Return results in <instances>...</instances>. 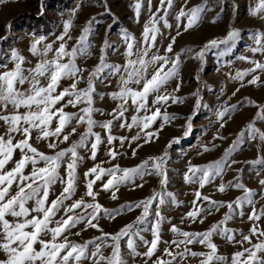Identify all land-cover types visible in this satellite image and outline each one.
Here are the masks:
<instances>
[{"label": "snow or ice", "instance_id": "snow-or-ice-1", "mask_svg": "<svg viewBox=\"0 0 264 264\" xmlns=\"http://www.w3.org/2000/svg\"><path fill=\"white\" fill-rule=\"evenodd\" d=\"M172 4L173 0H160L159 8L151 13L149 21L144 26L142 39L139 42L127 30L123 31L122 36L126 46L124 55L127 57L124 65L107 63L102 49L100 62L90 71L85 88L78 87L79 83L85 79L83 75L85 69L81 68L76 61L78 57L91 55L90 27L83 28L76 43L69 48L68 42L73 39L70 35L73 26L71 17L65 21L63 32L56 38L59 41L58 47H53L55 41L44 43L46 38L43 36L33 39L30 52L33 56L39 57L34 67L25 68L26 58L16 49L10 51V60L14 66L12 69L0 72V122L5 127V130L0 132V253L4 256L0 259V264H128L121 250V241L125 238H127L126 247L129 254L132 257L143 255L147 258L144 264L152 260L161 243L168 246L164 248L163 254L153 261V264H186L189 257L199 258V264H264V239H261L264 237V229L256 223L264 217V209L257 212L254 199L257 193L248 189L239 180L234 184L231 182L228 185L220 184L218 191L223 193L228 188L234 187L243 190V196L225 204V202L212 200L210 196L202 195L201 191L197 190L191 210L182 217V221L189 219L193 223L197 221L203 223L207 215L227 207L229 211L221 221L203 232L184 231L172 225L170 231L176 238L170 242L161 240L160 231L165 217L160 207L169 202L177 206L180 204L175 194L166 190L167 153L160 157H151L134 168H120L119 165H114L105 169L101 165H95L85 173L86 177H90L86 180L85 191V196L91 198L90 201L84 196L73 199L77 192V168L83 159L78 150L87 148L91 141L90 158L95 160L98 146L103 143L100 134L95 132L94 128L99 127L107 131L106 139L109 145L117 139L123 145L127 137L118 138L111 134L114 122L120 121L121 127L139 128L144 133V142L150 143L154 138H158V133L145 131L146 129H149L157 119H161L163 123L175 119L174 116L168 115L166 110L162 113L161 108L166 109L169 101L182 102L165 90L168 82L178 76L179 56L169 57L166 54L156 53L149 55L156 47L157 36L160 35L157 25L163 21L165 27H172L167 21ZM141 7L140 0H137L134 4L137 18ZM205 10L206 6H196L187 11L182 8L177 15L178 24L182 20L186 21L184 31H188L198 25ZM149 11L151 12V0H149ZM161 11L164 13L162 16L159 15ZM250 14L264 18V0H258ZM74 15L75 10L73 17ZM180 34L177 31V35ZM251 35L255 46L251 47L250 51L264 55V32L255 31ZM238 38L239 33L232 30L223 39L211 40L197 54V58L202 60L204 52L209 48L235 42ZM5 39L7 37H0V42ZM174 43L175 37L168 44L166 53L173 51ZM105 47H107V41H105ZM50 53L51 56H49ZM241 59L248 60L247 57H241ZM250 63L254 65L252 68L245 72H238L233 77L241 81V86H243L244 77L248 75H252L248 83L258 85L260 76L253 74L257 70L264 72V62L251 60ZM3 67L7 68L6 65ZM105 73L119 78L118 91L109 94L111 99L119 103L117 108L109 113L113 119L97 121L94 119V113L102 114V110L94 107L95 82H103L106 78ZM63 80H71L72 83L69 87L60 89ZM25 84L28 85L27 88L23 87ZM174 91H179V84ZM103 95L100 94L101 99ZM150 96L153 97L151 107L148 104ZM69 106L78 110L66 111ZM129 108L136 113L131 117L130 124L125 116ZM21 109L24 111L21 112ZM231 110L232 108L225 107L218 111V119L224 121ZM141 112L144 113L143 116L139 115ZM196 115L197 113L194 112L193 117L188 119L185 136L190 134L192 119ZM258 116L264 119V109H261ZM54 123L55 127H53ZM81 126H84L85 130L80 133L79 139L72 141L66 148H60L59 145L68 143ZM223 126L224 123H221V127ZM33 131L37 132L35 139L45 141L47 148L53 150L52 154H46L33 146L30 142L33 139ZM245 132L249 139L254 140L259 135L260 139L264 140V133L250 123L226 151L225 159L210 162L204 166L192 165L189 162V167L184 174L185 182L197 183L200 189H203L216 177H222L225 165L229 162L235 163V161H229L227 157H230L244 141ZM17 135L22 138L16 140ZM140 138L138 134L132 137V140L136 141ZM217 138L223 139L219 136ZM179 139L175 138L173 142L178 143ZM17 150L20 151L21 156L18 160H14ZM211 150L208 146L203 148L205 152ZM135 154L133 150V155ZM108 155L114 160L118 153L115 148H109ZM10 163L14 165L11 168L8 167ZM256 163L264 166V158ZM41 164L43 166H39ZM29 165H31V171L25 174V169ZM61 168L64 169L63 175H61ZM152 174L161 177L160 183L163 190L145 200L127 204L119 210L104 208L97 200L99 193L94 191V185L105 176L109 178L103 183V190L109 191L111 198L116 200L120 185L135 184L137 177L143 179L146 175ZM58 183L63 185L62 190L55 199L50 201L53 186ZM260 184L264 186V179L260 181ZM14 186L15 190H13ZM135 186L143 187L144 185L135 184ZM261 196H264V192ZM30 202L31 207H29ZM204 202H207V207H204ZM154 204L157 207L153 211ZM245 204L252 208L248 215L249 221L253 222L249 234L237 232L226 226L234 215L243 217ZM135 209H141V215L135 222L125 225L118 233H105L99 227L101 214L109 219H115L116 215L123 211ZM61 211L63 215L57 219ZM152 216L155 218L150 229L153 239L149 241L140 235V231ZM81 224L86 225L87 228L97 229L101 235L84 243L71 240L70 235H80V232L73 233L72 229ZM83 230L86 229L81 231ZM237 234L242 237L240 240H236ZM214 236L223 237L231 244H239L242 250L235 251L229 259L219 254L218 245L213 240ZM44 237H50V239ZM253 237H256L258 242L253 243ZM136 238L143 241L146 247L144 253L137 251ZM195 244L202 245L208 251H193L189 246ZM245 244L248 247H244ZM106 249L111 251L105 254Z\"/></svg>", "mask_w": 264, "mask_h": 264}, {"label": "rangeland", "instance_id": "rangeland-1", "mask_svg": "<svg viewBox=\"0 0 264 264\" xmlns=\"http://www.w3.org/2000/svg\"><path fill=\"white\" fill-rule=\"evenodd\" d=\"M136 2L137 0H2L0 2V37H7V39L0 42V72L13 68L14 65L10 60L12 49L18 50L26 58L25 68L34 67L39 57L33 56L30 52L33 39L43 36L46 38L44 43L55 41L53 47H58L59 41L56 38L63 32L65 21L71 17L73 26L70 35L73 39L68 42L69 48L76 43L82 29L90 27L91 55L78 57L76 61L81 68L85 69L83 73L85 79L79 83L78 87H87V77L90 71L99 64L102 49L107 63L124 65L127 57L124 55L126 46L123 41V31L127 30L139 42L151 13L156 12L160 6V0H151L150 12L149 0H140L142 7L137 18L134 8ZM257 3L258 0H173L172 8L167 16V21L172 27H165L163 21L157 25L160 35L157 36L156 47L151 50L149 55L156 53L166 54L169 57L179 56L178 76L168 82L165 90L182 102L169 101L166 109L161 108L162 113L166 110L167 114L174 116L175 119L168 123L157 119L149 129H146L145 131L158 133V138H154L150 143L144 142V133L139 128L121 127L120 121L114 122L111 134L118 138L127 137L128 139L123 145L119 139L109 145L106 139L107 131L99 127L94 128V131L100 134L103 143L98 146L95 160L90 158L91 141L87 148L78 150L83 159L77 168V192L73 199L84 196L86 200L90 201L91 198L85 196L86 180L90 177H86L85 173L95 165H101L105 169L114 165H119L120 168H134L151 157H160L167 153L168 184L166 190L174 193L180 204L177 206L169 202L160 207V211L165 217L160 231L162 241L170 242L176 238L175 234L170 231L172 225H176L184 231L203 232L221 221L228 213L229 209L222 207L219 211H213L211 215H207L203 223L198 221L193 223L189 219L182 221V217H185L191 210L197 190L201 191L202 195L210 196L212 200L226 204L243 196L244 192L232 187L221 193L218 191V186L220 184L228 185L230 182L234 184L239 180L248 189L257 193L254 197L257 212L264 209V196H261L264 186L260 184V181L264 179V166L256 163L259 159L264 158V140L260 139L259 135L253 140L249 139L245 132L244 141L230 157H227L229 161H235V163L226 164L223 176L216 177L211 184L206 185L203 189H200L197 183H186L184 179L189 162L192 165L204 166L210 162L225 159L226 151L231 148L240 133L250 123L254 124V127L261 133H264V119L258 116L261 109H264V72L257 70L253 74L260 76L258 85L248 83L252 79V75L244 77L243 86H241V81L233 79L238 72H245L254 66L250 63L251 60L264 62V55L254 54L250 51V48L255 46L251 34L255 31L264 32V18L250 14L251 9L255 8ZM196 6H206V10L197 26L184 31L186 21L182 20L178 24L177 15L182 8L187 11ZM159 15L162 16L164 13L161 11ZM90 21L91 23H89ZM232 30L239 33V38L235 42L209 48L204 52L202 60L197 58V54L205 48L209 41L223 39ZM177 31L181 34L177 35ZM173 37H175L173 51L166 53V48ZM105 41H107V47H105ZM241 57H247L248 60L241 59ZM3 65H6L7 68H4ZM104 75L106 78L103 82H95L94 107L102 110V114L94 113V119L97 121L113 119L109 113L116 109L119 103L111 99L109 95L118 91L119 78L109 76L107 73ZM42 83L46 82L42 81ZM71 83V80H63L60 89L69 87ZM178 84L179 91H174ZM23 87L27 88L28 85L25 84ZM101 93L104 94L103 99L100 98ZM152 100L153 97L150 96L148 100L150 107ZM198 102L199 107L197 108ZM225 107H230L232 110L225 116L224 121H220L217 112ZM77 110L71 106L66 109L69 112ZM20 111L23 112L24 109ZM194 112L197 115L192 119V130L185 136L187 121L193 117ZM135 114L131 108L125 113L129 124L131 117ZM139 115L143 116L144 113L141 112ZM221 123H224L223 127H221ZM53 127H55V123ZM4 130L5 127L0 122V132ZM84 130V126L79 127L77 134L72 136L68 143L61 144L59 147H68L72 141L79 139L80 133ZM138 134L141 138L133 141L132 137ZM36 135L37 132L33 131V139L30 141L33 146L46 154H52L53 150L47 148L45 141H37ZM218 136L223 139L217 138ZM21 138L19 135L16 136V140ZM175 138H180L178 143L173 142ZM204 146H208L212 150L205 152L203 151ZM109 148H115L117 151L116 159L113 160L109 157ZM133 150L136 152L135 155H133ZM20 156L21 153L17 150L14 160H18ZM12 166L14 165L11 163L8 165L9 168ZM30 171L31 165L25 169V174ZM60 171L63 175L64 169L61 168ZM108 178L105 176L101 181H97L94 191L99 193L98 202L109 210H119L127 204L138 203L163 190L160 183L161 177L155 174L146 175L143 179L137 177L135 180V184H143V187H136L133 183L122 184L116 193L118 199L113 200L111 193L103 190L102 187ZM62 187L63 185L59 183L53 186L49 197L50 201L56 198ZM13 190H15V186ZM31 206L30 202L29 207ZM156 207V204L152 206L153 211ZM204 207H207V202H204ZM251 211L252 208L245 204L243 217L241 218L238 214L234 215L226 226L237 232L242 231L244 234H249L253 223L248 219ZM61 215H63V211L56 218L59 219ZM140 215L141 209L125 210L116 215L115 219H109L101 214L99 227L105 233L116 234L125 225L135 222ZM9 219L12 218L9 217ZM154 219V216L150 217L149 222L142 226L143 230L140 231V235L145 240L153 239L150 229ZM256 223L264 229V217ZM82 229L86 230L81 231ZM72 232H80L79 236L70 235L69 237L77 243H84L101 235L97 229L87 228L84 224L77 225L72 229ZM44 238L50 239V237ZM241 238L240 235H236V240ZM126 239L121 241V250L128 264H144L146 257L143 255L132 257L129 254ZM213 240L218 245L219 254L229 259L235 251L242 250L239 244H231L223 237L214 236ZM256 242H258L257 238L253 237V243ZM135 243L139 253L146 251L143 241L139 238H136ZM167 246L161 243L156 255L148 261V264H153V261L163 254V250ZM189 247L193 251H208L199 244ZM244 247H248V245L245 244ZM110 251L111 249H106L105 254ZM3 258V254L0 253V259ZM186 264H199V258L189 257Z\"/></svg>", "mask_w": 264, "mask_h": 264}]
</instances>
